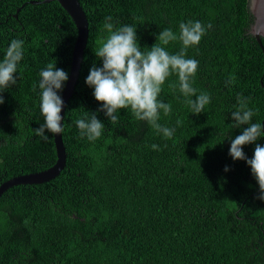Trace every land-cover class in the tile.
<instances>
[{"label":"trees","instance_id":"trees-1","mask_svg":"<svg viewBox=\"0 0 264 264\" xmlns=\"http://www.w3.org/2000/svg\"><path fill=\"white\" fill-rule=\"evenodd\" d=\"M30 1L41 0H0V61L13 39L24 41L17 83L2 93L0 185L56 162L53 135L46 131L45 141L34 132L44 123L39 73L55 60L69 74L77 36L57 2ZM78 1L88 39L62 123L65 168L0 196V264H264V200L251 168L229 155L242 131L230 127L238 96L250 98L248 107L258 110L253 122L264 125V56L248 32L249 0ZM109 16L114 27H137L142 50L159 44L165 29L179 36L181 23L212 25L186 50L199 62L193 86L210 104L194 115L175 74L158 96L171 104L158 123L175 129L172 139L136 121L130 109L118 111L115 125L99 111L85 81L93 65L102 67L95 50ZM162 46L177 54L182 43ZM230 75L235 83L226 86ZM86 111L105 125L95 142L81 139L74 123ZM257 143L264 147V138ZM254 150L243 149L249 159Z\"/></svg>","mask_w":264,"mask_h":264},{"label":"clouds","instance_id":"clouds-1","mask_svg":"<svg viewBox=\"0 0 264 264\" xmlns=\"http://www.w3.org/2000/svg\"><path fill=\"white\" fill-rule=\"evenodd\" d=\"M212 25L207 28L199 21H189L179 25V36L169 28L160 32L151 49H141L137 27L123 25L114 27L112 17H107L103 29L107 36L97 41L95 50L97 58L102 60V67L93 65L86 78L88 87L94 89L93 95L102 107L112 125L118 123V111L130 109L136 121L146 122L158 133H162L165 139H172L175 129L162 126L158 123L160 112L168 115L171 112V104H166L158 99L162 91V85L166 79L175 74L179 80V91L185 97V103L194 115L203 113L205 107L210 104L211 97L206 92L198 93L193 86L198 70V61L186 58V50L189 47L199 45L202 37ZM182 43V48L177 54H170L162 45H168L172 41ZM24 55V41L13 39L7 48L3 60L0 61V105L5 103L2 93L12 88L17 83V73ZM56 61L50 62L39 73L40 111L44 123L36 129L35 135L47 141L49 135H60L64 131L61 112L64 101L59 95L69 80V74L56 67ZM235 83V76L230 75L226 86ZM172 87H175L172 85ZM36 86H33L35 91ZM195 97V99H192ZM250 98L242 95L237 97L236 110L231 113L233 129H241V134L231 140L229 155L233 161H245L251 168L256 179L260 195L264 200V147L257 141L264 138V125L253 122V117L258 110L248 107ZM79 129L80 138H87L89 142H95L102 137L105 125L95 113L86 111L83 118L74 121ZM246 126V127H244ZM255 144L254 155L249 159L243 149L247 145ZM153 150L159 146L153 144ZM229 169L226 167L225 171Z\"/></svg>","mask_w":264,"mask_h":264},{"label":"water","instance_id":"water-1","mask_svg":"<svg viewBox=\"0 0 264 264\" xmlns=\"http://www.w3.org/2000/svg\"><path fill=\"white\" fill-rule=\"evenodd\" d=\"M54 1L57 2L60 7L68 13L77 30V36L72 49L69 80L66 82L61 93V97L64 101V107L61 112L63 123L65 109L69 99L73 94L75 83L77 81L81 63L83 60L84 50L87 44L88 21L78 0H41L30 1L29 3L39 4L50 3ZM23 6H25V4H23L20 8H22ZM20 8L17 9V13L19 12ZM248 9L253 19L248 32L254 37L264 56V48L261 43V39H264V0H249ZM260 83L263 86L262 78L260 79ZM53 142L56 151V162L54 163V165L45 171L22 175L7 180L0 185V196L11 187L17 185H34L48 182L54 179L65 168L66 152L62 142L61 134L58 136L53 135Z\"/></svg>","mask_w":264,"mask_h":264}]
</instances>
